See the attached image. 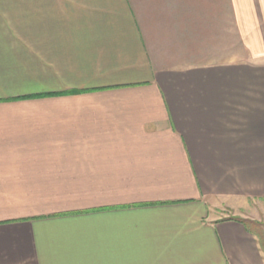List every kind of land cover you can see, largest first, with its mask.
<instances>
[{"label": "crops", "instance_id": "crops-1", "mask_svg": "<svg viewBox=\"0 0 264 264\" xmlns=\"http://www.w3.org/2000/svg\"><path fill=\"white\" fill-rule=\"evenodd\" d=\"M40 1L0 19V264H264V0Z\"/></svg>", "mask_w": 264, "mask_h": 264}, {"label": "rangeland", "instance_id": "rangeland-1", "mask_svg": "<svg viewBox=\"0 0 264 264\" xmlns=\"http://www.w3.org/2000/svg\"><path fill=\"white\" fill-rule=\"evenodd\" d=\"M42 1L40 0H0V19H42L39 12L42 9ZM253 210L263 211L259 216L260 220H246V224L251 228L260 243L264 253V202L251 201L249 202Z\"/></svg>", "mask_w": 264, "mask_h": 264}]
</instances>
